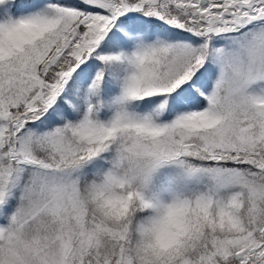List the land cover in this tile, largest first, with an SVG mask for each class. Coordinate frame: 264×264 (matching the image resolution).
I'll use <instances>...</instances> for the list:
<instances>
[{
    "label": "snow or ice",
    "instance_id": "obj_1",
    "mask_svg": "<svg viewBox=\"0 0 264 264\" xmlns=\"http://www.w3.org/2000/svg\"><path fill=\"white\" fill-rule=\"evenodd\" d=\"M0 264H264V0H0Z\"/></svg>",
    "mask_w": 264,
    "mask_h": 264
}]
</instances>
